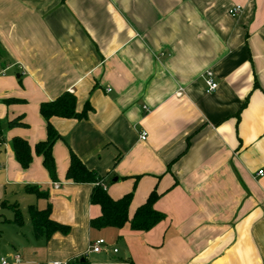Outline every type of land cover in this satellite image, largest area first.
Wrapping results in <instances>:
<instances>
[{
	"label": "crops",
	"instance_id": "0c3cea01",
	"mask_svg": "<svg viewBox=\"0 0 264 264\" xmlns=\"http://www.w3.org/2000/svg\"><path fill=\"white\" fill-rule=\"evenodd\" d=\"M64 92L92 111L50 119L53 182L41 157L23 170L10 145L45 141L39 107ZM0 123V258L264 264V0H0ZM70 151L112 200L132 194L129 219L153 192L165 219L147 232L91 229L94 186L66 180ZM48 206L67 234L34 235L29 208Z\"/></svg>",
	"mask_w": 264,
	"mask_h": 264
},
{
	"label": "trees",
	"instance_id": "16d2710c",
	"mask_svg": "<svg viewBox=\"0 0 264 264\" xmlns=\"http://www.w3.org/2000/svg\"><path fill=\"white\" fill-rule=\"evenodd\" d=\"M92 108L88 103L83 107L80 113L76 111V99L72 94L62 93L55 100L42 103L39 107V114L46 122V139L37 143L33 148L20 138H14L11 141V150L19 166L25 170L32 162L33 154L42 158V164L47 171L51 181L56 180L55 164L52 157V148L60 139L57 131L51 126V118L84 120ZM17 125L12 122L10 127ZM2 139V129L0 123V141ZM2 142V141H1ZM118 158L116 159V161ZM66 180L74 184H92L93 190L90 195L91 205L98 206L100 216L91 220L89 225L91 229L100 230L105 228L122 229L126 225L129 229L136 232H147L165 219V216L154 210L153 205L159 199V195L152 193L149 195L144 205L139 207L134 216L129 219L128 210L132 200V194L129 193L121 199L112 200L102 187V178L93 171L88 170L84 164L70 151L69 165L66 172ZM27 193L35 194L37 197H47V194L41 193L36 187H27ZM50 207L38 211L34 207L29 208V219L36 237L48 239L54 233L67 234L68 227L58 225L50 220ZM14 222L22 223V217L17 209H14Z\"/></svg>",
	"mask_w": 264,
	"mask_h": 264
},
{
	"label": "built area",
	"instance_id": "2783aa9c",
	"mask_svg": "<svg viewBox=\"0 0 264 264\" xmlns=\"http://www.w3.org/2000/svg\"><path fill=\"white\" fill-rule=\"evenodd\" d=\"M241 12V7L239 6H234L230 9L229 14L232 18H235L239 13ZM203 83L205 85V92L207 94H211L215 92L218 88V84L215 82L213 73L211 71H207L204 73L202 76ZM109 92V91H108ZM177 95H180V92L177 93ZM147 137L146 133H141L139 138L141 141H145ZM2 145V142L0 141V146ZM257 177H263L264 176V168L257 171L256 173ZM55 188H57V185H54ZM103 190L105 191V187L102 185ZM105 245V242L103 240L97 241L91 248L92 253H99L102 251V247ZM114 253L117 251L114 250ZM20 263V258L19 256H14V257H1L0 258V264H19ZM52 264H60V263H52Z\"/></svg>",
	"mask_w": 264,
	"mask_h": 264
}]
</instances>
